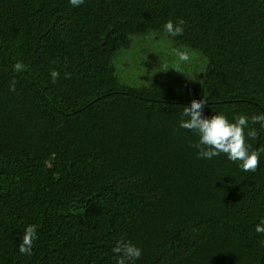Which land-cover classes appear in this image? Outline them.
Listing matches in <instances>:
<instances>
[{
	"label": "trees",
	"instance_id": "16d2710c",
	"mask_svg": "<svg viewBox=\"0 0 264 264\" xmlns=\"http://www.w3.org/2000/svg\"><path fill=\"white\" fill-rule=\"evenodd\" d=\"M202 97L264 112V0H0V264H116L121 240L136 264H264V152L197 158L178 122Z\"/></svg>",
	"mask_w": 264,
	"mask_h": 264
},
{
	"label": "clouds",
	"instance_id": "9594fccd",
	"mask_svg": "<svg viewBox=\"0 0 264 264\" xmlns=\"http://www.w3.org/2000/svg\"><path fill=\"white\" fill-rule=\"evenodd\" d=\"M73 7H79L85 0H69ZM183 19L171 20L164 24L167 33L173 36H181L184 33ZM182 59L187 60L185 56ZM23 64L17 61L13 65V71H23ZM59 73L51 71L50 76L55 82ZM16 81L13 80L9 85V90L14 92ZM207 101L192 99L190 104L183 106L180 114L178 127L194 132L198 140L192 144L196 149L197 158L211 160L220 156L222 153L226 158L237 163L238 167L244 172H254L259 164L260 155L264 149L253 148L248 142L249 139L255 140L258 135L264 132V112L258 114L241 113L232 119L223 111H215L210 116H205L203 109ZM258 126V127H255ZM38 226L26 224L20 236L17 250L21 255H31L34 241L37 239ZM254 230L257 234L264 235V219H260L255 225ZM112 251L116 254V264H136L141 257V249L131 241H117Z\"/></svg>",
	"mask_w": 264,
	"mask_h": 264
},
{
	"label": "rangeland",
	"instance_id": "374dc122",
	"mask_svg": "<svg viewBox=\"0 0 264 264\" xmlns=\"http://www.w3.org/2000/svg\"><path fill=\"white\" fill-rule=\"evenodd\" d=\"M152 45H153V46H152V47H153V52H155V51L158 52L160 46H162V45H161V41H159V40H158V41H154ZM189 68H190L191 70H193V69H194V66H193L192 64H190V65H189ZM174 69H175V68H172V70H174ZM189 76H190V75H189Z\"/></svg>",
	"mask_w": 264,
	"mask_h": 264
}]
</instances>
